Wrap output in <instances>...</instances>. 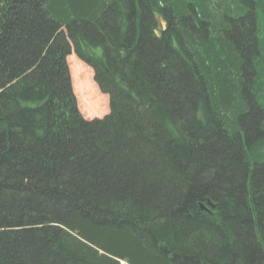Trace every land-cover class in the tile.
<instances>
[{"label":"trees","instance_id":"1","mask_svg":"<svg viewBox=\"0 0 264 264\" xmlns=\"http://www.w3.org/2000/svg\"><path fill=\"white\" fill-rule=\"evenodd\" d=\"M0 264H264V0H0Z\"/></svg>","mask_w":264,"mask_h":264},{"label":"rangeland","instance_id":"2","mask_svg":"<svg viewBox=\"0 0 264 264\" xmlns=\"http://www.w3.org/2000/svg\"><path fill=\"white\" fill-rule=\"evenodd\" d=\"M96 51L97 54H100L99 50ZM71 55L76 58L74 54ZM70 56H68L67 59H70ZM78 61H80L84 66H78L73 61L70 62L67 60L69 65V74L71 75V86L73 87L77 108L80 110V113L85 119L88 118L91 120L93 117L101 118L109 112L108 96L100 93L98 86L95 84L92 69L83 63L82 60L78 59ZM91 103L93 106L94 104L99 106V113L90 117L88 112L90 110L89 107Z\"/></svg>","mask_w":264,"mask_h":264}]
</instances>
